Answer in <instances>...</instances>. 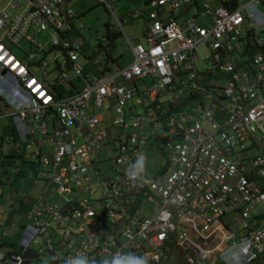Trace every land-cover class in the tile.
I'll use <instances>...</instances> for the list:
<instances>
[{
    "label": "built area",
    "instance_id": "built-area-1",
    "mask_svg": "<svg viewBox=\"0 0 264 264\" xmlns=\"http://www.w3.org/2000/svg\"><path fill=\"white\" fill-rule=\"evenodd\" d=\"M195 1L148 0L142 41L129 42L131 60L108 74L83 72L87 56L67 35V0L0 1V105L10 107L18 137L5 139L14 148L19 141L29 147L34 130L45 134L42 173L63 197L49 201L40 191L25 210L17 247L0 250V263L34 264L42 251L50 260L44 264H64L81 253L99 264L116 252L147 257L148 264L256 260L264 249V142L253 143L264 123V0H199L195 13L172 15ZM31 26L47 31V40L29 36ZM22 36L34 50H24L21 58L8 45ZM200 43L209 53L198 70L194 48ZM44 45L60 51L52 76ZM91 59L98 64L99 58ZM59 83L75 90L60 92ZM100 106L113 112L112 125L129 132L111 136ZM6 113L0 109V117ZM145 119L160 130H143ZM157 139L165 164L146 175L148 183L134 184L128 167ZM106 159L112 160V175L96 167ZM225 214L231 216L224 220ZM3 224L0 206V244L6 241Z\"/></svg>",
    "mask_w": 264,
    "mask_h": 264
},
{
    "label": "rangeland",
    "instance_id": "rangeland-1",
    "mask_svg": "<svg viewBox=\"0 0 264 264\" xmlns=\"http://www.w3.org/2000/svg\"><path fill=\"white\" fill-rule=\"evenodd\" d=\"M4 2L6 0H0ZM142 0H68L67 6L71 9L73 18L70 19L73 28L67 31V35L70 39H75L81 46L82 53L91 56L92 58H99L98 62L103 65L105 62L110 66H124L131 58L132 53L129 48V44L123 34L129 38L131 43H135L141 40V36L138 32L143 26L144 20L138 16H131V12L134 8L142 5L143 10L147 9V5ZM119 18H124L125 21L122 27H119L114 15ZM173 13H176V9H173ZM179 18V16H177ZM180 17H183L180 16ZM165 16L164 19H166ZM200 22V21H199ZM81 24L80 26H78ZM123 30V31H122ZM105 33H108V37ZM27 34L33 36L35 41L44 42L48 38L47 31L33 32L31 26ZM11 51L21 56L24 50L33 51L34 46L26 37L22 36L17 43H11ZM194 51L197 55L195 66L199 69H203L205 63V57L209 53V48L205 43H200L195 46ZM55 59L59 58L60 51L57 47L46 49V45L43 48V57L47 60L46 68L50 69L49 76L55 74L56 69L54 66ZM83 72L97 73L96 64L91 60L86 59L82 62ZM35 74L43 79L39 68L34 67ZM209 74L205 75L204 81H207ZM178 81V79H176ZM122 83L128 84L129 80H123ZM76 85H81V80H77ZM49 89L55 91L54 88ZM57 89L63 93H70L75 90V87L70 83H59ZM191 103V102H190ZM2 112H7L0 117V206L4 213L3 229L6 231V241L0 244V250H8L10 248L15 249L17 247V239L20 234V226L25 223V210L29 208L34 198L40 193L42 189H45L48 193L49 201L62 202L63 197L55 192V186L49 181V174H43L42 171L47 169V166L41 164L39 160V152L43 153L47 150L45 143L41 142L44 139L45 134H40L34 130L30 139L34 142H38L39 148L35 146L34 142H31L29 147L25 146V141H19L17 147H13V140L17 139L16 129L12 124L11 114L8 113L10 107H4L0 105ZM134 111H141L140 104H133ZM97 111L101 112L105 119V125L110 127L111 136H114L123 131L129 132L127 127L122 128L121 124L112 125L110 119L113 112L100 106ZM48 130L51 129L52 124L50 121L46 123ZM155 126L145 119L142 124L143 130L147 128L150 130ZM160 130V127H155V133ZM148 138L151 139L153 133H146ZM5 136L12 138L11 140L5 139ZM254 145L264 142V123L261 128L255 129V137L253 138ZM28 141V140H27ZM244 143H251L250 140H244ZM40 150V151H39ZM162 146L159 139L151 141V144L146 148H142L138 151L137 156L144 155L146 157V175L154 176L159 173L165 160L163 159ZM114 153V150H110ZM32 155V157L30 156ZM162 160V162H161ZM21 164L18 173L13 171V166ZM112 166V160L106 159L105 161L97 162L96 167L100 173L105 175H112L114 173ZM14 189L13 198L9 195V190ZM151 207L149 206L144 210V214H149ZM229 214L223 215V219L227 220ZM50 263L47 252L42 251L39 257H35L34 264ZM258 264H264V250L259 255ZM4 264V263H0ZM251 264H254L253 262Z\"/></svg>",
    "mask_w": 264,
    "mask_h": 264
},
{
    "label": "clouds",
    "instance_id": "clouds-1",
    "mask_svg": "<svg viewBox=\"0 0 264 264\" xmlns=\"http://www.w3.org/2000/svg\"><path fill=\"white\" fill-rule=\"evenodd\" d=\"M127 177L134 184L148 183L146 178V157L138 156L135 163L127 169ZM64 264H97L95 260L88 257L87 254L81 253L75 256H69L64 260ZM99 264H148L147 257L135 253L116 252L111 258H105L99 261Z\"/></svg>",
    "mask_w": 264,
    "mask_h": 264
},
{
    "label": "crops",
    "instance_id": "crops-1",
    "mask_svg": "<svg viewBox=\"0 0 264 264\" xmlns=\"http://www.w3.org/2000/svg\"><path fill=\"white\" fill-rule=\"evenodd\" d=\"M68 1V0H67ZM147 1L148 0H145V4L147 5ZM212 3H215L216 2V0H210ZM142 2L144 3V0H142ZM66 4H67V2H66ZM199 6H201L200 5V1L199 0H196L195 1V4H192V5H190V7L187 9V10H185V11H181V12H179V11H177L176 10V13H173V9H172V15L175 17V18H177V19H182L184 16H187V15H190V14H193V13H195V11H196V9H199L200 7ZM148 8V7H147ZM134 9H139L140 10V14L139 15H136V16H138L139 18H141L142 17V19L144 20V23H143V26H141V28H140V30H139V32H138V35H140L141 36V40H138V41H142V31L144 30V28L146 27V24H147V18H146V16H145V12H146V10H143V8H142V5L140 6V7H137V8H134ZM133 9V10H134ZM132 13V12H131ZM113 15H114V13H113ZM131 16H133L132 14H130ZM183 15V17H180V16H182ZM177 16H179V18L177 17ZM71 18H73V14H71L70 15V19ZM114 18H117L118 19V21L120 22V24H118V22H117V24H118V26L119 27H122V24L121 23H123L124 21H125V19L122 17V18H119V17H117V16H115L114 15ZM116 20V19H115ZM81 24H79L78 26H80ZM70 28H73V26H72V24H71V27ZM69 28V29H70ZM69 29L67 30V31H69ZM123 31V30H122ZM106 34V36L108 37V33H105ZM123 34H124V36H125V38H126V40H127V36H126V34H125V32L123 31ZM129 39V38H128ZM128 43L130 42V40L129 41H127ZM131 43V42H130ZM9 46V48H10V45H8ZM10 50H11V48H10ZM81 51H82V49H81ZM13 53V52H12ZM16 55V54H15ZM86 56H87V59H89V60H91L93 63H95L92 59H91V56H89V55H87V54H85ZM16 56H18V57H21V56H19V55H16ZM96 67L98 68V69H103V70H105V73H107L108 74V72L111 70V69H115V68H117V67H122V66H110V67H108V65L106 64V62L103 64V65H100L99 63L98 64H96ZM96 68V69H97ZM97 73H98V70H97ZM120 83H122V78L121 77H118V78H116ZM20 165V167H21V164H19ZM16 173H18V172H16ZM14 190V189H13ZM14 194H15V192H14ZM264 250V249H263ZM262 250V251H263ZM262 251L259 253V255L262 253ZM259 255L257 256V258H256V260L253 262L254 264H258V262H257V260H258V257H259Z\"/></svg>",
    "mask_w": 264,
    "mask_h": 264
},
{
    "label": "snow or ice",
    "instance_id": "snow-or-ice-1",
    "mask_svg": "<svg viewBox=\"0 0 264 264\" xmlns=\"http://www.w3.org/2000/svg\"><path fill=\"white\" fill-rule=\"evenodd\" d=\"M3 59H4V57L0 56V60H3ZM21 71H23V69H21Z\"/></svg>",
    "mask_w": 264,
    "mask_h": 264
},
{
    "label": "bare ground",
    "instance_id": "bare-ground-1",
    "mask_svg": "<svg viewBox=\"0 0 264 264\" xmlns=\"http://www.w3.org/2000/svg\"><path fill=\"white\" fill-rule=\"evenodd\" d=\"M2 85V83H0V86ZM0 88H2V87H0ZM7 89H9V88H7ZM19 90H22V89H20V88H18Z\"/></svg>",
    "mask_w": 264,
    "mask_h": 264
},
{
    "label": "trees",
    "instance_id": "trees-1",
    "mask_svg": "<svg viewBox=\"0 0 264 264\" xmlns=\"http://www.w3.org/2000/svg\"><path fill=\"white\" fill-rule=\"evenodd\" d=\"M1 193H2V192H1ZM1 193H0V194H1Z\"/></svg>",
    "mask_w": 264,
    "mask_h": 264
}]
</instances>
